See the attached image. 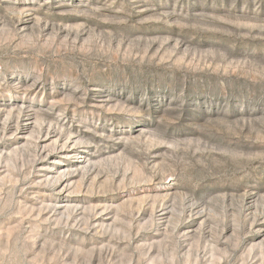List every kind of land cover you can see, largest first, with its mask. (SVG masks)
<instances>
[{
	"label": "rangeland",
	"instance_id": "374dc122",
	"mask_svg": "<svg viewBox=\"0 0 264 264\" xmlns=\"http://www.w3.org/2000/svg\"><path fill=\"white\" fill-rule=\"evenodd\" d=\"M0 264H264V0H0Z\"/></svg>",
	"mask_w": 264,
	"mask_h": 264
}]
</instances>
